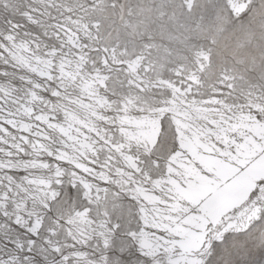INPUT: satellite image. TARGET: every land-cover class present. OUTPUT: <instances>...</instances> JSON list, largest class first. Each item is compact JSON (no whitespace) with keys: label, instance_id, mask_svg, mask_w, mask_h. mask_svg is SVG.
<instances>
[{"label":"snow or ice","instance_id":"6c2138e0","mask_svg":"<svg viewBox=\"0 0 264 264\" xmlns=\"http://www.w3.org/2000/svg\"><path fill=\"white\" fill-rule=\"evenodd\" d=\"M0 264H264V0H0Z\"/></svg>","mask_w":264,"mask_h":264}]
</instances>
